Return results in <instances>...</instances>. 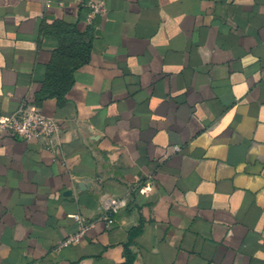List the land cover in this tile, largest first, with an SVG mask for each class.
<instances>
[{"label":"crops","instance_id":"crops-1","mask_svg":"<svg viewBox=\"0 0 264 264\" xmlns=\"http://www.w3.org/2000/svg\"><path fill=\"white\" fill-rule=\"evenodd\" d=\"M85 1L0 0V264H264V0Z\"/></svg>","mask_w":264,"mask_h":264},{"label":"built area","instance_id":"built-area-1","mask_svg":"<svg viewBox=\"0 0 264 264\" xmlns=\"http://www.w3.org/2000/svg\"><path fill=\"white\" fill-rule=\"evenodd\" d=\"M89 8V22L93 18L106 11V6L101 1L87 0L84 2ZM63 126L61 121L53 116L44 114L41 109L34 105L23 104L10 115L0 118V134L5 132L11 133L21 140L37 139L50 150H55L59 145L60 134ZM107 209L104 219L109 228L115 225L114 215L127 206L128 199L126 197H106L103 201ZM79 223V231L69 236L60 243V246H66L71 243L79 242L87 233V231L95 226L94 221H86L80 215L75 217Z\"/></svg>","mask_w":264,"mask_h":264}]
</instances>
